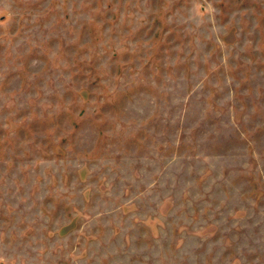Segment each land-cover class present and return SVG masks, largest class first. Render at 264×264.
Wrapping results in <instances>:
<instances>
[{"label":"rangeland","instance_id":"rangeland-1","mask_svg":"<svg viewBox=\"0 0 264 264\" xmlns=\"http://www.w3.org/2000/svg\"><path fill=\"white\" fill-rule=\"evenodd\" d=\"M0 264H264V0H0Z\"/></svg>","mask_w":264,"mask_h":264}]
</instances>
